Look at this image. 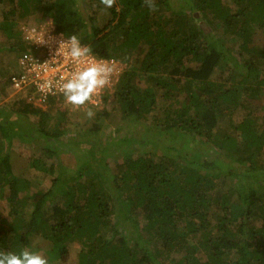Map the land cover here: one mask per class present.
I'll return each mask as SVG.
<instances>
[{
    "label": "trees",
    "instance_id": "16d2710c",
    "mask_svg": "<svg viewBox=\"0 0 264 264\" xmlns=\"http://www.w3.org/2000/svg\"><path fill=\"white\" fill-rule=\"evenodd\" d=\"M92 1L108 13L101 26L97 10L79 11L80 0H0L6 7L0 31L20 50L16 60L34 50L14 27L16 17L35 9L56 32L75 34L94 57L124 66L101 103L86 105L94 113L89 135L104 130L116 113L124 122L191 136L203 146H193L188 156L181 146L148 152V140L129 131L111 168L107 158H115L111 148L120 144L111 140L104 149L76 133L74 144L89 151L76 170L47 164L20 146L14 156L26 165L17 172L9 146L33 137L14 132L20 122L11 116L32 114L47 124L61 97H50L42 110L24 96L33 87L12 94L9 114L0 117V250L40 253L29 244L35 235L47 241L48 264H264V108L253 104L264 96V44L253 39L255 28L264 35V0H154L155 11L145 0H116L107 9ZM215 30L228 33L227 40ZM10 75L1 82L2 97L11 91ZM66 115H57L52 132L37 128L47 158L56 152L49 139L67 131ZM210 149L225 155L209 160ZM27 168L56 176L32 191ZM218 181L233 192L217 190ZM72 247L77 254L70 261Z\"/></svg>",
    "mask_w": 264,
    "mask_h": 264
},
{
    "label": "rangeland",
    "instance_id": "374dc122",
    "mask_svg": "<svg viewBox=\"0 0 264 264\" xmlns=\"http://www.w3.org/2000/svg\"><path fill=\"white\" fill-rule=\"evenodd\" d=\"M78 5H79V11L82 14H85V16L91 15L94 10H97L96 11L97 16L95 17L96 19L95 23L97 25L101 26L107 22V19L109 18L107 11L104 9L96 8L94 6L95 3L93 5L92 0H80V3H78ZM5 8H6L5 4H0V17H1V14L5 12ZM7 15L9 14L7 13ZM16 18L18 19L16 20V26L14 27V31H19L21 38L25 40H27V38L31 36L32 32H34L38 28L39 29L40 28H54L53 22L51 20L44 19L41 12L38 10L36 11L35 9H31L30 12H27V15H25L24 17L22 16V18L21 17L20 18L16 17ZM203 22L205 26H208L205 28L207 29V31H209V28H210L209 23H207L206 21H203ZM213 34L216 36L217 35L221 36V38L223 37L225 38V40H227L229 36L228 33H221L216 30L213 31ZM253 39L258 44H264V35L259 29L258 30L256 28L254 29ZM7 40L8 39L6 38L5 34L2 31H0V46L2 47L0 49V85L3 83L2 80H5L8 75L12 74L16 70L17 60L15 57H17L20 52V50L17 47L11 48L10 46H8L9 43L7 42ZM232 50L235 52L236 46L235 47L233 46ZM192 62L193 61L185 62V63L186 65L187 64L189 65V64H193ZM118 65H120V69L124 67L121 64H118ZM219 73H220L219 68L214 70L212 78L215 79L216 77H218ZM229 84L230 83H228V85ZM12 94H14L12 91H8L6 96L2 97L0 95V110L2 108V112H0V117H3L4 115L9 114L8 109L11 107V105L9 104L14 100V98L11 97L13 96ZM60 97H61L60 98L61 100L56 103V107H55L58 109L51 111V113L56 116L53 117L47 124L46 123L43 124L37 116H34L32 114H26L24 118H23V115L16 116L14 113L11 116V119L15 118V120L20 122V124H18L20 125V127L16 131L14 130V132L19 133L21 131L25 134L30 133L33 137V140L31 142H25L20 138L14 139L15 142L11 146H9V153H10V157L11 156L13 157L12 162H13V167L15 171L18 172V168L21 169L20 168L21 164L26 165L25 162L21 161L16 156H14L18 152L20 146L26 151L28 155L31 154V155L37 156L39 157L40 160L41 159L45 160L47 164L59 165L58 163H63L64 167H68V169H71V171L76 170L79 164H81L83 161L89 160V154H87L89 153L88 149L84 148V146H81V144L79 143L80 141L74 144V140H76L75 139L76 133H77V138L82 137L81 138L82 140H89L91 142H95L99 147L103 146L104 148L105 144L111 140H112V142H110L112 143L111 146L115 144L114 142H117L116 144H120V141L123 140L124 136L126 134H129V131H133L136 135V138L141 137L143 140H148V143L145 147V149L148 152L155 151L158 154L159 153L161 154L162 152H165V150H168L166 146H181L183 147L182 153H185L188 156L193 146L195 145L203 146V144L200 145L199 143L194 144V141H192L191 136L183 137L181 139L180 136L178 135V137L175 138V137L169 136L168 133L166 132L159 133L157 131V127L151 128L149 127L148 123L141 125L140 123L131 124L129 122H124L123 120L120 119L118 115H116V113L112 114L111 120L109 119L105 120L102 126L104 130L99 131V134H96L94 136L89 135L86 129L93 122L91 120V117L89 118L85 113L90 107L88 106L89 107L88 108L86 107V105H84L82 108H74L72 105L66 102L64 96H60ZM31 103L34 106L40 107V109L42 110H46L48 106V104H36L33 102ZM253 104L255 105V107L262 106L264 108V96H262L259 100L254 101ZM158 105L160 104L158 103ZM59 113L67 114L65 116V123H66L67 131L63 133L62 137H56L57 139L52 137L49 139L47 144H49L51 148H53L56 152L55 154L51 155L50 158H47L46 155L48 154H46L43 150H41V146L44 143L43 141L45 137L43 138L41 137L43 135L39 133L37 128L39 127V128H42L43 130L45 129L44 130L45 132L46 130L49 132H52L51 128H55L54 123L57 121L58 119L57 115ZM153 113L154 112L151 111L149 114V117ZM244 114L245 112L242 110L238 114L236 113L234 117L236 118L237 116L239 117L235 121L237 122V120L243 117ZM258 114L260 113H256V116H257L258 122H260L262 119L259 118L260 115ZM13 127H14V124L12 123L11 128ZM61 127L63 130H65V125ZM98 139L101 140V143L99 142ZM3 142L4 141H0V145L2 146V148H5L4 144H2ZM110 143H108V146L110 145ZM99 144L102 146H100ZM119 146L122 148H119L118 145L111 148L115 152V158L113 156H110L107 158V163L111 165V168L115 162H119L120 160L119 158L125 149L124 142H122V144H120ZM162 146H165V147L162 148ZM216 151H217L216 149L215 151L210 149L209 153H207L209 155H207V157L205 156V158L210 160L214 157H217L218 153ZM224 155L225 154L221 153L220 158H222ZM153 157H155V155H153ZM156 160L159 161L160 158L157 157ZM54 176L56 175L42 173L32 168H29V169L27 168V172L25 174V178H27L31 182L30 189L32 191L41 186L43 187L49 186L51 184L50 182L51 178ZM228 184H229L228 182H225L224 184L223 182L221 183V181H218L217 190L222 187V189H220L221 191L233 192V187L228 186ZM46 242L47 241L43 240V238L39 236L34 235V236L29 237V244L40 247V254L42 255H44L43 252L46 249V245H45ZM69 252H70L69 255H70V261H71L72 260L71 257L75 259V256L77 254L76 247H72V249Z\"/></svg>",
    "mask_w": 264,
    "mask_h": 264
},
{
    "label": "built area",
    "instance_id": "2783aa9c",
    "mask_svg": "<svg viewBox=\"0 0 264 264\" xmlns=\"http://www.w3.org/2000/svg\"><path fill=\"white\" fill-rule=\"evenodd\" d=\"M38 29L27 38L34 50L28 49V52L17 58L16 70L10 75L9 86L13 93H25L33 87L31 94L24 95L27 101L45 104L50 97L64 96L60 91L62 84L74 73L92 63H106L113 68L109 82L104 88H110L113 85L121 70L118 63L98 59L91 54L86 58V62H73L68 58L65 45L62 43L59 46L60 41L67 40L68 37L56 32L54 28ZM43 33L45 40L49 42L44 45L35 43V40ZM104 88L94 94L92 101L86 105L97 106L101 103Z\"/></svg>",
    "mask_w": 264,
    "mask_h": 264
},
{
    "label": "clouds",
    "instance_id": "9594fccd",
    "mask_svg": "<svg viewBox=\"0 0 264 264\" xmlns=\"http://www.w3.org/2000/svg\"><path fill=\"white\" fill-rule=\"evenodd\" d=\"M116 0H100V3L107 9L113 7ZM147 7L155 11L154 0H145ZM51 39V38H50ZM44 33L35 40V43L47 44ZM64 44L68 53V58L73 62H86L91 49L82 45L79 38L73 34L67 40H61L59 46ZM113 68L106 63H92L74 73L71 78L62 84L60 91L65 100L74 108H82L90 103L94 94L103 89L109 82V77ZM89 118L94 115L91 109L85 113ZM0 264H48V259L39 252L29 248H22L19 252L0 250Z\"/></svg>",
    "mask_w": 264,
    "mask_h": 264
}]
</instances>
